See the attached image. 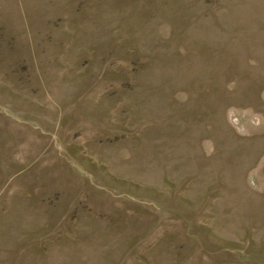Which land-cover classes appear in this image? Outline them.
<instances>
[{"label":"rangeland","instance_id":"1","mask_svg":"<svg viewBox=\"0 0 264 264\" xmlns=\"http://www.w3.org/2000/svg\"><path fill=\"white\" fill-rule=\"evenodd\" d=\"M0 264H264V0H0Z\"/></svg>","mask_w":264,"mask_h":264}]
</instances>
